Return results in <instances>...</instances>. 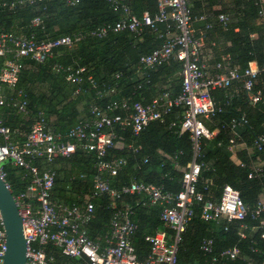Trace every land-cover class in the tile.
Listing matches in <instances>:
<instances>
[{"label":"trees","instance_id":"trees-1","mask_svg":"<svg viewBox=\"0 0 264 264\" xmlns=\"http://www.w3.org/2000/svg\"><path fill=\"white\" fill-rule=\"evenodd\" d=\"M191 15L194 19L205 17L199 24L205 38L215 33L231 42L227 49L230 66L244 71L250 62H255L259 74L254 91L264 93V25L256 24L259 20L260 6L255 0H188ZM132 14L140 16L143 12L154 14L156 0H124ZM227 3H230L229 5ZM220 5L219 11L213 7ZM229 17L223 26L218 22L219 15ZM39 17L42 25L30 27V22ZM227 17V18H228ZM121 18L120 13L113 11L106 0H80L74 7H68L64 0H44L42 3L27 5L14 11L0 12V33H15L29 36L35 34L38 40H55L64 36L85 35L71 49L61 50L57 58L66 67H82L85 72L82 78L91 77L98 87H112L117 83L119 89L114 95L96 99V90L90 89L84 82L82 92L75 95L76 86L69 84L65 73L52 70L54 61L48 60L42 64L25 60V68L21 71L16 90H21L27 101V113H17L15 109H2L3 124L15 133L16 139H22L34 122L36 115L42 112L49 130L64 135L79 121L80 117L89 116L92 104L104 106L113 99L128 98L132 102L144 105L167 94L174 99L181 91V64L171 59L155 70L145 71L139 75V59L158 49L165 42L166 25L160 24L156 31L144 29L136 36L128 31L108 32L104 38L91 37L90 33L103 25H114ZM211 25L206 30L205 26ZM235 29L238 31L236 32ZM221 62L220 59L215 63ZM115 76H118L117 78ZM215 106L220 109L206 125L217 129L218 133L210 141H204L200 157L196 160L201 166L197 182V190L206 196L219 199L222 188L231 186L240 194L243 202L254 209L259 196L264 193V168L261 175L248 178L251 173L246 159L243 166L234 164L227 152L230 140H248L253 145L258 138L264 137V105H252L240 83H234L228 89H216L210 93ZM84 102L83 110L78 107ZM182 109L172 107L164 115L163 121L150 123L141 133L134 135L130 129L115 128L117 141L124 148L110 149L107 159L124 158L125 166L116 177L109 178L110 186L120 189L130 182L162 186L164 191L177 193L180 190L181 170L192 161L193 154L188 134L180 133L179 122L182 119ZM244 117L245 122L240 118ZM232 120L239 122L235 135L230 125ZM175 123L174 126H170ZM240 137V138H239ZM139 146L136 152L126 146ZM257 155L264 158V148ZM94 158L77 151L68 158L57 159L52 168L56 172L52 199L66 204L81 205L86 195L93 190L95 175ZM4 180L13 196L23 192L26 182L20 178L18 169L4 167ZM125 202L133 205V221L137 230L132 237V245L139 261L144 262L149 254V246L145 237L162 227L159 220L161 208L150 206L146 198L140 195H125L117 201L121 207ZM94 205L93 219L87 226V235L91 240L102 238L108 229L113 214L110 199L107 195L92 200ZM147 204V205H146ZM258 218L248 215L243 221L217 224L204 222L200 218V207H194V214L186 226L182 242L178 247L177 264H209L211 258L217 259L214 264H235L234 261L220 257L224 251L236 248L241 258L251 264H264V240L261 238L263 229ZM245 227V228H243ZM166 229V228H164ZM169 232V230H166ZM244 234L239 237L238 232ZM213 241L211 254L201 251L204 240ZM47 256H53L51 264H65L67 261L60 252L52 247L46 248Z\"/></svg>","mask_w":264,"mask_h":264},{"label":"built area","instance_id":"built-area-1","mask_svg":"<svg viewBox=\"0 0 264 264\" xmlns=\"http://www.w3.org/2000/svg\"><path fill=\"white\" fill-rule=\"evenodd\" d=\"M43 1L0 0V12L5 9L14 11ZM64 1L68 7L80 3V0ZM106 1L114 12L120 13L121 18L114 25H103L92 31L90 36L101 39L108 32L123 31L139 36L146 28L156 31L158 25L165 24V42L158 49L140 57L138 73L143 75L145 71L155 70L175 59L182 67L181 91L174 99L163 94L147 105L124 97L113 99L104 106L92 104L89 116L80 118L64 135L51 132L43 113L39 112L30 130L22 139H16L15 133L3 124L1 111L12 108L17 113H27L25 95L21 90H16L21 71L25 68V60L40 64L54 61L52 70L65 73L66 81L76 86L75 95L82 92L84 82H88L90 89L96 90L97 100L114 95L119 85L115 83L112 87L99 88L91 77L85 80L82 78L84 68L66 67L57 61L62 55L61 50L71 49L82 41L85 38L83 34L40 41L35 34L26 36L0 33V175L4 179V167L9 166L18 169L21 180L26 182L24 191L14 196L26 240L24 264H49L51 258L46 254L48 246L56 248L63 257L80 261V264H177L178 247L195 206L200 207V218L204 222L216 224L222 221H243L248 215L258 218L264 214V200L250 209L239 192L231 186L225 185L222 188L217 201L197 190L201 166L196 160L200 157L204 141H210L216 136V131L206 125V120L220 111L210 93L240 83L252 105H264V93L254 91L260 71L256 63L250 62L241 72L236 66L229 67V57H224L215 64L217 73L210 76L201 61L205 36L202 33L197 36L193 28V23L203 21L205 17L194 19L188 0H156V12L153 15L143 12L139 17L132 14L124 0ZM255 1L260 6L258 17L264 25V0ZM227 20L223 14L218 16V22L223 26ZM42 23L41 18L36 17L31 20L30 27H39ZM210 28V24L205 26L206 30ZM172 107L182 109L179 131L188 134L193 154L192 161L181 170L180 190L173 193L164 191L162 186L135 181L120 189L111 188L108 178L116 177L126 164L124 158L107 159L110 149L124 148L116 140L115 128L122 131L130 129L134 135H138L150 123L162 122ZM240 121L245 122L243 116ZM174 125L172 123L170 126ZM237 126L239 122L232 120L230 128L233 135ZM234 145L235 140L231 139L230 147ZM254 147L258 150L264 148V137L258 138ZM126 148L134 152L140 149L133 145ZM77 151L94 158L92 193L85 196L81 205L55 201L52 199V190L56 172L52 165L57 159L68 158ZM261 172V169H257L256 176L261 175ZM253 177L254 173L248 175V178ZM102 195L109 197L113 209L104 245L91 240L87 235V226L94 213L92 200ZM125 195L144 196L148 205L160 206L159 220L164 228L173 233L172 241L165 230H157L146 236L149 254L144 262L137 259L131 243L137 228L132 219L133 205L131 202H125L121 207L116 204ZM260 227L263 229L261 238L264 240V220L260 221ZM239 236L243 237L242 233ZM200 249L204 254H211L213 241L204 240ZM5 251L6 236L0 214V264ZM238 255V250L234 248L222 252L220 257L234 260ZM216 261L215 257L211 258V264Z\"/></svg>","mask_w":264,"mask_h":264},{"label":"crops","instance_id":"crops-1","mask_svg":"<svg viewBox=\"0 0 264 264\" xmlns=\"http://www.w3.org/2000/svg\"><path fill=\"white\" fill-rule=\"evenodd\" d=\"M227 4L229 5L230 3H227ZM220 9H221L220 5H217V6L213 7L214 11H219ZM227 17H228V15H227ZM229 17H228V19H229ZM260 23H261L260 20L256 21L257 25H259ZM200 27L201 26H199V24H196V25L194 24L193 25V28L195 30V34L197 36H199L201 33L204 34V32L202 31V29ZM235 31L237 32L238 30L235 29ZM203 44L204 45H203V48H202L201 61L206 65L208 74L210 76H212L215 73H217V70L215 69V63L218 61V59H220V61H222V59L224 57H228L229 56L228 54H226V51H227L228 48L231 47V42L225 41L223 37H221L219 35H215V33H213V34L209 35L207 38L204 39V43ZM229 66H230V62H229ZM83 105H84V102H81L79 104V107H78L79 111L83 110ZM82 117H83V115H82ZM82 117H80V118H82ZM213 130L216 131V135H217L218 130L216 128L213 129ZM227 152L230 154L229 155L230 160L234 164L239 165L240 167H242L241 164L244 163V161H242L240 156H244V159H246L245 161L248 164L249 169H251V173H254L255 176H256L257 169H261L262 172H263L264 158L259 156V155H257V152L255 151V147L250 141L237 139V140H235V145L234 146L230 147V144L227 146ZM108 180H109V178H108ZM109 183H110V181H109ZM211 199H214V198L211 196ZM216 200H218V199H216ZM262 200H264V193L259 196V201H262ZM158 207H160V206H158ZM132 219H133V217H132ZM134 223L136 224V222H134ZM188 223H187V225H188ZM210 223H212V222H210ZM225 223L226 222L222 221V222L219 223V225L220 224H225ZM214 224H216V223H214ZM219 225L216 224V226H219ZM136 230H137V228H136ZM157 230H165L166 231L167 229H164V227L162 225L161 228H158L155 231H157ZM155 231L153 233H155ZM107 232H108V229H107L106 233L103 235V237L99 238V239H96V241H99L102 245H104ZM135 233H136V231H135ZM238 233H242V235L244 237L243 231L242 232L240 231ZM152 234H149V235H152ZM168 234H169L170 239L172 241V239H173L172 231L169 230ZM149 235H147V236H149ZM243 237H240V238H243ZM131 243H132V239H131ZM134 250H135V248H134ZM48 258H51V261L49 263V264H51L53 262L54 258H53V256H49ZM66 260L67 261L65 262V264H80V261L75 260V259L66 258ZM231 261H234L235 264H251L250 262H247L244 258H241L240 255H238L237 259H234V260H231ZM209 264H211V263H209Z\"/></svg>","mask_w":264,"mask_h":264},{"label":"water","instance_id":"water-1","mask_svg":"<svg viewBox=\"0 0 264 264\" xmlns=\"http://www.w3.org/2000/svg\"><path fill=\"white\" fill-rule=\"evenodd\" d=\"M0 214L6 236V251L1 264H24L26 240L22 220L9 186L0 175Z\"/></svg>","mask_w":264,"mask_h":264}]
</instances>
